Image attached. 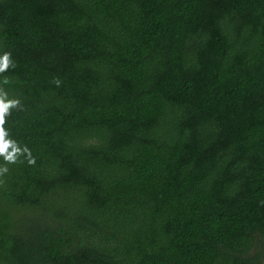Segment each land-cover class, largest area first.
<instances>
[{"label":"trees","instance_id":"16d2710c","mask_svg":"<svg viewBox=\"0 0 264 264\" xmlns=\"http://www.w3.org/2000/svg\"><path fill=\"white\" fill-rule=\"evenodd\" d=\"M0 264H264V0H0Z\"/></svg>","mask_w":264,"mask_h":264},{"label":"clouds","instance_id":"9594fccd","mask_svg":"<svg viewBox=\"0 0 264 264\" xmlns=\"http://www.w3.org/2000/svg\"><path fill=\"white\" fill-rule=\"evenodd\" d=\"M58 83V82H57Z\"/></svg>","mask_w":264,"mask_h":264}]
</instances>
